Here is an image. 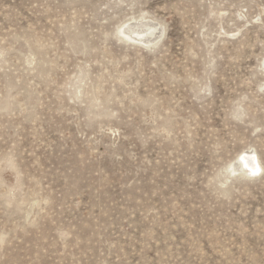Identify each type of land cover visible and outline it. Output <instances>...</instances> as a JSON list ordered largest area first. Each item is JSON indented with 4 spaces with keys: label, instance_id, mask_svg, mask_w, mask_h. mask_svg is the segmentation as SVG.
Here are the masks:
<instances>
[{
    "label": "rangeland",
    "instance_id": "374dc122",
    "mask_svg": "<svg viewBox=\"0 0 264 264\" xmlns=\"http://www.w3.org/2000/svg\"><path fill=\"white\" fill-rule=\"evenodd\" d=\"M0 264H264V0H0Z\"/></svg>",
    "mask_w": 264,
    "mask_h": 264
},
{
    "label": "bare ground",
    "instance_id": "6f19581e",
    "mask_svg": "<svg viewBox=\"0 0 264 264\" xmlns=\"http://www.w3.org/2000/svg\"><path fill=\"white\" fill-rule=\"evenodd\" d=\"M121 31L126 37L130 39H134V35H129L128 30L126 28L122 29ZM236 166L242 169V171L243 170H246V172L249 171L250 174L258 173L262 169V165L258 159L257 154L252 152L240 153V155L236 160ZM232 170L235 171V168H233Z\"/></svg>",
    "mask_w": 264,
    "mask_h": 264
}]
</instances>
